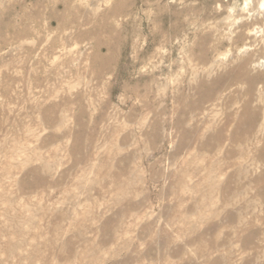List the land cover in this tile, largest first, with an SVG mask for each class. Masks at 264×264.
<instances>
[{
    "label": "rangeland",
    "instance_id": "rangeland-1",
    "mask_svg": "<svg viewBox=\"0 0 264 264\" xmlns=\"http://www.w3.org/2000/svg\"><path fill=\"white\" fill-rule=\"evenodd\" d=\"M264 0H0V264H264Z\"/></svg>",
    "mask_w": 264,
    "mask_h": 264
},
{
    "label": "bare ground",
    "instance_id": "bare-ground-1",
    "mask_svg": "<svg viewBox=\"0 0 264 264\" xmlns=\"http://www.w3.org/2000/svg\"><path fill=\"white\" fill-rule=\"evenodd\" d=\"M264 5V3H262V6ZM264 150V149H263ZM264 152V151H263Z\"/></svg>",
    "mask_w": 264,
    "mask_h": 264
}]
</instances>
